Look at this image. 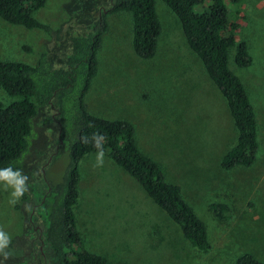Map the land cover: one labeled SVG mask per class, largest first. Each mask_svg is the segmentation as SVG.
I'll use <instances>...</instances> for the list:
<instances>
[{"label":"rangeland","instance_id":"rangeland-1","mask_svg":"<svg viewBox=\"0 0 264 264\" xmlns=\"http://www.w3.org/2000/svg\"><path fill=\"white\" fill-rule=\"evenodd\" d=\"M226 4L241 24L238 43L245 42L253 58L249 68H241L235 60L237 45L231 49V69L249 93L260 143L254 167L231 171L222 170L220 164L238 138L233 118L187 43L180 20L164 1L156 0L162 31L151 60L134 52L132 15L108 14L109 0H48L34 16L50 26L52 34L10 25L0 18V59L35 66L45 52L62 58L70 37L82 32L101 11L107 12L109 29L99 53L98 76L85 98L88 110L135 126L137 145L160 164L168 182L181 187L184 198L205 222L212 245L208 253L193 248L134 178L109 156L104 155L103 163L97 165L96 154H89L81 161L84 199L79 209L90 217L87 231L91 230L88 239L93 249L83 243L87 251L116 264H234L245 253L264 262V0H245L240 6L226 0ZM13 100L0 89V104ZM57 132L55 127L50 130L37 124L27 160L31 184L41 178L36 176L39 173L52 186L66 178L70 150L65 143L53 154ZM11 192V187L0 184V232L9 237L7 246L0 249V264H37L33 248L26 259L23 254L32 226L22 197L10 203ZM217 204L227 208L223 219L212 208Z\"/></svg>","mask_w":264,"mask_h":264},{"label":"trees","instance_id":"trees-1","mask_svg":"<svg viewBox=\"0 0 264 264\" xmlns=\"http://www.w3.org/2000/svg\"><path fill=\"white\" fill-rule=\"evenodd\" d=\"M47 1L0 0V18L10 25L52 34L51 27L34 16ZM162 1L180 20L187 43L225 99L238 132L236 144L221 160V169L254 167L260 151L257 115L246 86L230 65L231 49L236 45V64L249 68L253 63L246 43H238L239 20L226 0ZM244 1L229 0L233 6ZM109 5L108 14L132 15L134 52L143 60L153 59L162 31L156 0H109ZM108 29L107 12L101 11L82 32L70 37L60 59L52 58L48 52L39 55L35 66L0 59V89L14 99L9 105L0 104V167L12 166L28 176L22 203L32 227L27 230L23 254L26 259L33 248L37 264H114L106 256L84 249L75 214L81 161L98 151L94 133L103 137L104 155L142 186L193 248L204 253L212 248L205 222L184 198L181 187L168 182L160 164L137 145L135 126L95 116L88 110L85 98L98 76L99 53ZM37 124L50 130L57 128V149L53 154L65 143L69 145L71 162L66 178L57 186L42 179L41 173L36 175L41 177L38 182L31 184V170L27 172ZM212 208L220 219L224 218L226 206L217 204ZM234 264L264 262L245 253Z\"/></svg>","mask_w":264,"mask_h":264},{"label":"clouds","instance_id":"clouds-1","mask_svg":"<svg viewBox=\"0 0 264 264\" xmlns=\"http://www.w3.org/2000/svg\"><path fill=\"white\" fill-rule=\"evenodd\" d=\"M93 140L95 142V147L98 149L96 162L97 165H100L103 163L104 157V151L102 148L103 137L94 133ZM27 180L28 176L23 174L20 169H14L12 166L0 167V184H4L5 186L12 188V200L10 203H16V201L27 192ZM8 240L9 237L5 233L0 232V249L7 246Z\"/></svg>","mask_w":264,"mask_h":264},{"label":"crops","instance_id":"crops-1","mask_svg":"<svg viewBox=\"0 0 264 264\" xmlns=\"http://www.w3.org/2000/svg\"><path fill=\"white\" fill-rule=\"evenodd\" d=\"M88 156V155H87ZM87 156L83 159V163H84V160L87 158ZM111 160V159H110ZM112 161V160H111ZM83 163L82 164H80V168H81V180H80V182H79V192H80V196H79V200H78V203H77V205L75 206V214H76V218H77V225H78V229H79V231L81 232V234H82V237H83V241H85V242H83L84 243V245H85V247H90L91 249H93L91 246H90V243H89V239H88V237H89V233H90V231L91 230H89V231H87L88 230V219L90 218L89 216V218H86L85 217V215H84V213L83 212H81V210L79 211V209H80V203H81V199H82V197H83V192H82V190H81V182H82V180L84 179V171H83ZM116 164V163H115ZM117 165V164H116ZM118 166V165H117ZM123 170V169H122ZM124 171V170H123ZM125 172V171H124ZM126 173V172H125ZM83 199H84V197H83ZM85 212V211H84ZM82 231H85L84 233L82 232ZM85 237V238H84ZM96 251H100V250H96ZM102 253H106V254H108V255H110L109 253H108V251H106V250H104V251H101ZM94 253V252H93ZM111 257V256H110ZM115 263V262H114ZM116 264V263H115Z\"/></svg>","mask_w":264,"mask_h":264}]
</instances>
